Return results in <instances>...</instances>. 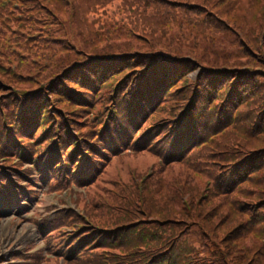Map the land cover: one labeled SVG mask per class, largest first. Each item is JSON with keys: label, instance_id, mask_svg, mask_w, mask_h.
<instances>
[{"label": "trees", "instance_id": "1", "mask_svg": "<svg viewBox=\"0 0 264 264\" xmlns=\"http://www.w3.org/2000/svg\"><path fill=\"white\" fill-rule=\"evenodd\" d=\"M255 21L257 34L251 35ZM263 21L264 0H0V160H10L16 151L38 155L52 125L63 129L62 142L72 150L73 137L65 128L82 127L92 113L97 130L112 106L126 140L150 123L155 127L136 145L138 153L173 127L226 157L217 172L210 170L211 154L207 164L193 165L211 180L209 189L195 187L194 178L170 162L141 185L148 193L140 197L146 211L174 218L167 223L158 217L164 227L157 237L150 228L123 220L137 183L110 193L114 182L102 166L89 208L97 216L110 211L119 217L112 227L96 224L72 237L68 246L74 245V254L65 264H264V102L248 123L241 109L264 90ZM196 70L193 79L188 74ZM167 101L173 117L156 116L165 112ZM42 105L53 112L40 118ZM126 105L133 108L124 112ZM135 117L133 127L128 125ZM233 117L240 128L236 134L254 127L257 138L226 144L217 128H228ZM213 121V129L207 127ZM197 125L201 132L196 133ZM221 138L232 150L229 157ZM178 153L184 164V152ZM198 195L201 201L194 203ZM241 197L248 203H240ZM193 220L200 230L182 225ZM171 224L182 228L165 229ZM60 225L56 220L53 228ZM216 238L219 250L212 245Z\"/></svg>", "mask_w": 264, "mask_h": 264}, {"label": "rangeland", "instance_id": "2", "mask_svg": "<svg viewBox=\"0 0 264 264\" xmlns=\"http://www.w3.org/2000/svg\"><path fill=\"white\" fill-rule=\"evenodd\" d=\"M253 20L254 19H252V21ZM262 23H264V21ZM255 24H256V21H255L254 25L251 26V27L254 28ZM249 26L250 25H248V27ZM209 27L211 28V26H209ZM263 27H264V24H263V26L260 25V28H263ZM255 29L256 28H254L253 30L250 31L251 35L257 34ZM260 56H261V53H260ZM261 60H262V58H261ZM184 72H186V70H184ZM197 73L198 72L196 70V71H194V72H192L191 74H188V75L190 77H192V76H194ZM254 99H256V100H254ZM251 101H254L257 104L255 106H250V102ZM263 102H264V90H262L259 93H253L252 96H250V99L248 100L249 107L247 109L244 107V105H243V108L241 107V109L245 110V112H243L242 116L245 117L246 121H243V123H245V122L248 123V122L251 121V119H252V115L251 114H256L257 112L259 113L260 108L262 107V106L260 107V104H262ZM258 104H259V107L256 110V107H257ZM170 105H171V102L167 101L166 104H165V107L168 108V107H170ZM165 107H161V108H163L165 110V112L164 113L160 112L156 116L165 117V119H166V117H168V118L173 117V115L175 114L173 112V110L170 109V108L165 109ZM214 107H215V104L211 103V109H210L211 112L213 111ZM248 113H250V114H248ZM150 119H151V122H152L155 118L151 117ZM210 119H211V117H210ZM129 125H131V123H129ZM198 127L200 128V125H198ZM235 131L236 132H240V128H238V123H237V125L235 124L234 126L233 125L229 126L228 129L226 131H224L223 134H221L223 136H227V143L226 144H228V145L235 144V143L243 144V143H245V141L251 140L250 138H252V139L253 138H257V135H255V133H257V131H256V129L254 127H252L249 130L244 129V133L246 134V135L245 134L243 135L244 137L240 136L239 134H236ZM223 143H224V140L221 138L219 144H221L223 149H226L225 152L228 153V157H229L230 156L229 154L231 153L232 150L227 145H225V144L222 145ZM218 145H217V147H218ZM163 147H165V145L162 143V144L159 145L158 148H162L163 149ZM239 150H243V149L240 148ZM209 152L210 151L208 149H203V151H202V153L205 155L206 159H208V160L211 159L210 156H209L210 155ZM193 153H194V157H196V158L200 157V155L197 152H195L194 150H193ZM211 155L213 156V164L215 166H209L210 170H211V172H215V171L217 172L218 168H219L218 165L221 164V163H224L226 157H222L221 158L220 156H217L215 153L214 154L211 153ZM129 161L130 162L125 163L124 170H122V173L119 174L120 178H119L118 182L114 185V187H112V190H109L110 193L117 194L118 192H121V191L125 192L127 190H130L131 187L134 186L133 185V181L135 183H137L136 180L141 179L140 177L142 175H144L145 167L148 165V162H149V160H147L146 157H141L139 159L129 158ZM129 168L134 169L137 174L134 171H132V170H128ZM175 168H178V167H175ZM198 172H200V171H198ZM200 173H202V172H200ZM191 177H193V176H191ZM112 178L117 179L118 176H116V175L114 176L113 175ZM215 178H216V176H215ZM194 180L196 181L195 187H197L198 189H200V188L206 189V186L208 188V178L205 177V175L195 174ZM219 180H220V177L215 179V184H218ZM21 186H23V185H21ZM135 187H136V189H132L131 190L132 196L129 199V204L130 205L128 204V206L126 208H124V210L122 211V213H124L123 220L126 221V222L128 221V223H130L129 225H132V226L133 225L134 226L138 225V227L141 228V229H143L144 227H148V228H150L153 231L152 232V236L153 237H157L160 234V229H162L164 227V226H162L161 222H159V220H160L159 218L167 219L166 220L167 223H171V222L174 223V218L171 217V216L160 217L161 214H155V213H159L158 211L156 212V210L153 211L155 213H152V212H151L152 214L148 213V211H146V208L143 206V203L141 204V198H140L141 196L144 197V195L148 196V193H146L141 188V186H139V185H137ZM244 188L245 189L246 188L249 189L250 186L246 185V186H244ZM36 194H37V196L34 197L35 200L34 201L33 200L32 201H28L27 203L30 205V207L34 208L36 200L37 201L42 200V205L43 206L42 207L40 206L39 208H37V210H39L40 213H42V211H43L45 214H48V213L51 214V212H52L51 208L48 209L47 206H49L51 203H54L55 205H57L55 200H54V197L50 196L51 194L48 191H46V188L44 186L43 187H39V189H38ZM101 194H103L102 190H101ZM243 194L246 195L245 193H243ZM196 197L197 198L194 199V203H196L197 200L201 201L199 199L200 195H198ZM99 198H100V196H98L97 193H96L95 194V201L97 202L99 200ZM242 201H244L245 203H248V198L241 197L240 198V203ZM186 202H187L186 199H183V203L185 204V206H188V204ZM95 205H96V203H95ZM153 205L157 208L158 207V202H155ZM16 214H18L17 211L15 213H13V215H0V260H1V257L6 254L7 246L10 243H15L16 246L21 248L22 244L25 241H26V243H28L29 241H31L34 238L33 228L29 227L28 224H22V223L18 222L17 219H15V220L12 219V218L15 217L14 215H16ZM90 214L93 216L92 220L97 225H101V226H105V227L106 226L112 227L115 218L119 217L117 214L112 213L110 211L103 212L101 216H97L95 213H93L92 209L90 211ZM167 214L170 215L169 213H167ZM75 216L76 215L72 214V217H75ZM198 224L199 223H196V220H193V222H189L188 224L183 223L182 225H186L187 230H190V229L200 230ZM168 227L178 228V231H180L181 228H182V226H173L171 224V225L166 226L165 229H167ZM29 228H31L30 231H29ZM202 234H204V233L202 232ZM140 238H141V236H140ZM135 240H137V238H135ZM212 245L214 247H216L217 250H219L220 249L219 238H216L213 241ZM211 249H213V248H211ZM122 254L124 255L125 252L122 253Z\"/></svg>", "mask_w": 264, "mask_h": 264}]
</instances>
